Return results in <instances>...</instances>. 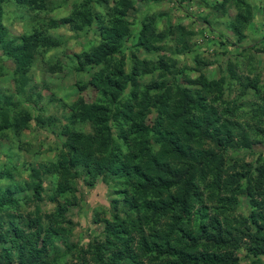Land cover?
<instances>
[{
	"label": "trees",
	"instance_id": "1",
	"mask_svg": "<svg viewBox=\"0 0 264 264\" xmlns=\"http://www.w3.org/2000/svg\"><path fill=\"white\" fill-rule=\"evenodd\" d=\"M4 1L0 0V11ZM14 1H27L28 8L37 13L45 11L47 2ZM93 1L85 0V5L75 2L72 17L60 21L70 22V18L79 16L74 29L80 32L84 25L78 20L84 17L89 29L93 25L98 27V42L75 55L79 73L88 69L93 72L90 80L81 85V95L72 108V122L61 127L67 137L68 153H60L57 163L48 165L43 175L39 171L32 174L39 180L35 185L37 194L42 189L40 179L49 175H60L57 194L61 198L74 197L77 191L64 181L68 176L75 178L81 174L85 180L90 179L88 186L100 177L109 185L112 178L119 177L124 186L120 190L131 189L132 196L126 197H134L130 209L138 215L143 211V215L133 220L130 212L125 218L116 213L112 223L106 222L102 235L106 252H99V264H146L148 260L151 264H239L235 251L243 239H250L252 256L264 254V152L257 154L254 161L247 160L256 155L258 147L264 150V83L257 74L260 69L255 70L256 78L252 81L241 72L244 67L253 68L255 54L260 52L259 43L264 47V36L258 46L238 48L227 61V68L221 70L220 78L205 73L212 64L197 54L192 67L199 72L196 77L173 56L191 51L190 41L196 31L190 32L180 25L161 29L151 15L143 22L137 41V46L150 57L142 60L133 54L128 69L122 48L131 35L125 17L132 3L115 0V7L102 16L92 7ZM226 1L219 4L220 11ZM237 1L239 12L228 21L236 41L225 37L223 43L229 47H238L247 39L245 31L255 19L251 1ZM1 18L0 15V21ZM60 22L53 20L50 24L59 26ZM39 28L26 32L29 36L20 40L0 30V44L17 64L18 91L23 94L21 99H9L1 105L0 139L6 129H12L5 131L10 136L28 128L30 112L45 110L36 99L38 84H31L33 77L29 73L36 55L45 56L47 70H54L59 58L46 55L59 44L51 37H43ZM258 29L264 31V22ZM149 75L151 81L142 84ZM238 85L240 93L233 98ZM91 87L102 100L89 102L82 96V91ZM45 118L38 114L37 124L42 127ZM54 119L49 116L48 124ZM74 123L85 124L90 132L71 130ZM49 127L54 129L58 125ZM4 175L5 180L13 179L11 173L3 171L1 180ZM115 190L120 194L118 188ZM3 193L0 209L16 203L11 198L13 191L7 188ZM244 197L251 206L248 216L236 213ZM66 209L70 208L60 203L56 207L58 214ZM0 226V264L16 260L18 264H48L40 261L45 247L36 250L34 245L29 251L20 248L24 245H20L22 236L26 235L13 220L9 227L4 223ZM47 243L51 245L50 239ZM93 246L89 245L90 255L94 254ZM88 260L91 259H85V264ZM255 262L262 264L259 258ZM57 264H62V260Z\"/></svg>",
	"mask_w": 264,
	"mask_h": 264
},
{
	"label": "rangeland",
	"instance_id": "2",
	"mask_svg": "<svg viewBox=\"0 0 264 264\" xmlns=\"http://www.w3.org/2000/svg\"><path fill=\"white\" fill-rule=\"evenodd\" d=\"M216 1L218 4L215 5ZM223 1L155 0L148 3L143 0H130L132 7L127 10L125 19L130 24L131 35L125 40L122 48L126 55L127 68H130L131 60L129 58L133 54L142 60L150 57L145 49L137 46V41L143 22L148 16L153 15L161 29L165 30L169 25H180L186 27L190 32L195 30L196 36L190 41L191 51L182 55L174 54V58L179 60L182 66L187 67V71L192 76L197 77L199 72L193 71L192 67L195 65V56L201 54L204 60H208L212 64L205 73L211 78H220L221 70L227 68V61L231 60L230 56L232 57L238 48L258 46V41L264 36V31L258 29L262 28L264 22L262 11L264 0H247L251 1L255 9L253 24L245 31L247 39L238 47H229L223 44L225 37L236 41L233 32L228 28V21L235 18L239 12L238 3H240L237 0H227L224 10L220 11L218 6ZM75 2L85 5V0H47L45 11L37 13L28 8L27 1L18 4L14 0H5L0 11L2 16L0 30L7 31L8 37L20 40L29 36L26 32L40 27L39 30L42 31L43 37H51L52 41L59 44L58 48L52 52L49 51L50 53L46 55L50 59L59 58L56 64L58 66L54 70H47L48 65L43 62L45 56L39 54V57L36 55L38 59H35L29 73L33 77L31 84L35 82L38 84L36 99L44 104L45 110L39 112L36 109L32 113L29 111L28 128L22 129L21 133L16 132V135L12 133L10 136L5 131L12 129H6L1 132L4 136L0 139V172L11 173L13 176L12 180H5V175L3 176L4 180L0 179V202L4 195L3 191L7 188L13 191L11 198L16 200L14 205L7 204L0 209V224L4 223V226L9 227V221L13 220L15 226L19 227L20 231L22 230L26 235V238L22 236L20 245H24L20 248L26 247L29 251L34 245H36V250L45 247L46 253L39 259L48 264H57L61 260L62 264H85V259H91L88 260V264H99L98 262H101L99 252H104L105 248L102 235L106 222L112 223L113 215L116 213L125 218L126 214L130 212L129 217L133 220H138L143 215V211L138 215L130 209L134 206V197L129 199L126 197L130 196L132 191L131 189L127 192L120 190L124 186L119 177L112 178L110 185L100 177L93 186H88L86 183L90 179L85 180L83 174L75 178L68 176L69 179L64 182L70 184L72 190L77 191L74 197H72L73 195L66 198L58 196L60 175L43 177L42 180L40 179L41 191L37 194L35 189L39 180L32 174L39 171L43 175L48 165L57 163L60 153H68L65 146L67 137L63 134L61 127L71 119L73 120L72 108L81 95V85H85L90 80L93 72L92 69H88L84 73H79L74 59L75 55L84 53L97 45L98 27L93 25L92 29H89L84 24V17H81L78 21L84 25V28L82 31L76 32L74 23L77 22L79 16L76 19L70 18V22H60L63 18L72 17V5ZM115 4V0H108L107 3L94 0L92 7L95 8L97 14L103 16L108 13L109 9L115 7ZM231 12L232 14H230ZM53 20L60 22L59 26L51 25ZM259 45L258 51L260 52L255 54L257 60L253 68L244 67L241 72L244 78L249 77L252 81L256 78L255 70L260 69L257 74L261 76V81L264 83V47H261V43ZM226 50L229 51L228 54L224 52ZM10 55L9 51L7 52L5 47L0 44V107L6 100L16 101L23 95L18 91L15 74L17 64ZM95 68H99V66ZM251 70H253L252 74ZM151 79L152 77L149 75L141 82L145 85ZM239 89V85L235 87L233 98L240 93ZM127 93L128 91L125 92V94ZM82 96L89 102L102 100L99 93L92 87L82 91ZM38 114L43 118L47 117L45 118L46 122H42V127L37 124L39 122ZM49 116L55 118L50 124L47 120ZM56 119L58 120L56 121ZM51 125H58V127L51 129L49 127ZM85 127V124L74 123L71 130L90 132V129ZM154 147L156 150L159 148L157 143L154 144ZM261 152H264L263 148L258 147L256 155L247 157V160L254 161L257 154ZM115 188L119 189L120 194H117L118 191ZM68 201L70 205H68ZM59 203L64 208L70 209L64 210L63 214H58L56 207ZM250 210L251 206L247 198H242L236 213L248 216ZM213 211L214 208L211 209V212ZM132 226L130 225V229ZM37 238H39L38 245ZM49 239L51 245L47 243ZM249 240L243 239L236 248L235 254L239 258V264H257L255 261L258 258L264 264V254L252 256L248 246ZM92 243L94 254L90 255L87 252ZM0 246L2 245L0 244ZM5 246H10V244ZM17 252L19 253V251ZM55 255L57 256L55 257ZM151 263L149 260L146 262V264ZM12 264H18V261L16 260Z\"/></svg>",
	"mask_w": 264,
	"mask_h": 264
}]
</instances>
